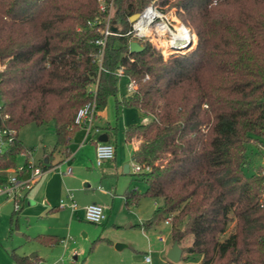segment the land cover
Returning <instances> with one entry per match:
<instances>
[{
  "label": "trees",
  "instance_id": "obj_1",
  "mask_svg": "<svg viewBox=\"0 0 264 264\" xmlns=\"http://www.w3.org/2000/svg\"><path fill=\"white\" fill-rule=\"evenodd\" d=\"M113 2L121 34L109 37L100 69L98 0H0V128L16 131L0 154V186L29 152L20 130L52 124L55 150L70 155L81 130L75 119L90 90L97 86L103 111L117 96L123 68L138 88L122 104L149 117L128 131L129 141H139L133 161L144 168L136 175L147 184L144 195L161 201L141 226L171 218L173 239H191L185 261L264 264V166L245 172L248 146L264 141V0ZM149 4L180 14L194 45L165 56L142 42L145 49L131 53L129 18ZM142 197L129 191L127 206ZM20 212L14 211L16 218ZM30 241L61 240L41 234ZM12 258L29 260L15 252Z\"/></svg>",
  "mask_w": 264,
  "mask_h": 264
},
{
  "label": "rangeland",
  "instance_id": "obj_2",
  "mask_svg": "<svg viewBox=\"0 0 264 264\" xmlns=\"http://www.w3.org/2000/svg\"><path fill=\"white\" fill-rule=\"evenodd\" d=\"M167 12L176 13L174 10ZM195 42L196 37L194 36ZM3 68L4 66L0 63V70ZM118 88L117 99L119 101L128 100L130 93L127 90L125 78L119 80ZM122 110L124 109L120 107V113L117 115L115 97L113 96L104 112L115 124L117 118L123 117ZM142 118H145L141 120L143 122L149 120V117ZM121 132L125 137L126 130ZM18 136L26 150L30 152L29 155L24 153L18 157L20 166L28 162L42 168L41 161L45 156L54 152L57 154L54 151L57 138L52 124L46 126L30 124L20 130ZM83 137L82 132L81 140ZM133 141L138 145L135 138ZM122 147L125 148L128 163L135 164L132 160L134 146L127 145L122 140ZM247 154L251 166L245 169V172L250 174L254 167L264 165V141L261 146L249 145ZM92 167L99 169L96 164H93ZM30 176V171H27L23 178L28 179ZM110 180L114 186H117L116 196L120 199L112 202V197L108 196L106 201L100 202L107 216V220L101 224L88 222L82 210L73 215L69 206L62 208L61 201L64 200L67 203L68 200L67 192L58 196L59 198L55 202V206L60 209L56 213L44 217H41L37 211H28L27 208L30 206L25 200L20 206V209L23 210L19 213L18 221H16L15 204L12 197L0 194V264H21L12 258L13 250L20 255H37L43 264H199L197 259L181 260L179 263L169 261L167 254L174 243L172 228L169 224L162 221L149 229L139 226L152 217L161 203V201L157 203L154 199L144 195L147 191V184L140 176L121 173L119 176L113 175ZM91 185L92 188H96L95 192L98 191L97 187L100 185L108 189L107 184L103 182H93ZM132 188L138 189L143 197L138 206L128 209L122 196ZM68 189L73 191L75 201L80 207L81 202L77 198L76 191L73 188ZM92 191L93 189H90L88 194ZM23 205L24 208H22ZM44 227L48 232H44ZM38 233L54 234L61 239L60 244L46 247L39 243H29L27 236H35ZM162 237L166 239L165 242L160 241ZM67 238H72V240L66 241ZM190 242L191 239L186 238L180 243L181 248L185 249ZM119 244L121 247H118ZM146 257H150L151 262H146Z\"/></svg>",
  "mask_w": 264,
  "mask_h": 264
},
{
  "label": "built area",
  "instance_id": "obj_3",
  "mask_svg": "<svg viewBox=\"0 0 264 264\" xmlns=\"http://www.w3.org/2000/svg\"><path fill=\"white\" fill-rule=\"evenodd\" d=\"M98 10L101 14V19L96 21L98 30L101 36L97 39L96 44L100 47L101 51L98 58L100 69H102L104 49L110 36L120 35L121 29L114 22L115 6L114 2L106 0H98ZM139 18L131 23L130 30L125 34L130 38V42L138 41L149 42L158 48L165 56L172 53H184L186 50H180L177 47H183L189 41L194 43V34L185 22L184 18L174 12H165L154 4H149L139 12ZM117 28L118 31L114 32L113 29ZM119 78H124V70L120 68L117 71ZM127 90L130 94L134 93L138 85L135 80L128 78ZM91 99L79 111L75 119V123L81 127L84 132V137L80 143V147L90 142L92 138L96 140V159L95 163L98 167L102 166L105 162L111 161L115 158V146L109 142H99L97 135L101 133V129L96 125L98 115L97 107V86L90 90ZM16 134L15 130L0 128V154L5 152L9 144L13 141ZM28 155L30 152L27 153ZM264 166V165H263ZM133 174H140L144 168L138 164H131L130 166ZM47 170H59L61 173L71 174L72 168L69 166L62 170V164H56L49 169L44 170L34 165L27 164V167L19 166L17 169L9 170L7 182L0 186V194L12 197L15 204V210H20L22 201H24L27 192L31 189L32 185L40 179ZM30 171L31 176L28 179L22 177ZM264 173V170H263ZM68 200L61 201V207L69 206L75 212L79 205L75 201L74 193L68 191ZM261 203L264 205V193L261 196ZM85 219L94 224H101L106 220L105 209L102 205L92 203L85 207ZM165 223L171 224V218H168ZM72 238H67L70 241ZM160 241L165 242L164 237ZM146 262H151L150 257L145 258Z\"/></svg>",
  "mask_w": 264,
  "mask_h": 264
},
{
  "label": "crops",
  "instance_id": "obj_4",
  "mask_svg": "<svg viewBox=\"0 0 264 264\" xmlns=\"http://www.w3.org/2000/svg\"><path fill=\"white\" fill-rule=\"evenodd\" d=\"M112 97L108 99L107 104L110 102ZM115 107L117 110V115H119L120 113V107L124 109L122 110V112H124L123 117L117 118L115 124H113L111 118L108 115H106L104 110L98 112L97 119H96V125L101 129V133L97 135V139H99V137L102 134H106L108 136L109 138L108 142L113 144L116 149L115 158L111 161L105 162L102 166L99 167L98 170L94 169V167L92 166L93 164H96L95 163L96 140L92 138L90 143L88 142L87 144L80 147V143L83 140V139L81 140V133L83 132V130L81 129L73 137L72 143L70 145V150H71L70 155H67V153L62 150L54 149V151H56L57 154H55V152L53 151L54 153L48 154L41 161V163L46 164L45 160H47V164L50 163L51 166H54L60 163L62 164V170L66 169L67 165H70V167L72 168V173L63 174L59 170H47L43 174V176L32 185L31 189L26 194L24 201L27 200L28 205L30 206L29 208H27L28 211L30 210L37 211L39 212V214H41L40 215L41 217L56 213L58 209L60 208L55 206V202L59 198L58 196H60L61 194H64L65 192L68 193V191H72V190H69L68 188H73L76 191L77 198L81 202V206L75 212L72 211L73 215L77 214L79 210H82L85 214L84 209L86 206L92 203L100 204V202L106 201V197L108 196L112 197V202L114 200L120 199V198H117L116 196L117 186H114L111 183V180H110L111 177H113V175L119 176L121 173L134 175L133 173H131L132 172L131 169L129 170L128 173H125L124 171L126 166L127 165L131 166V164L128 163V159H127L128 157H127L125 148L122 147V140H124V142L127 145L132 144L134 146L133 150H135L138 145L133 140L129 141L128 131L134 125H137L139 123H145L147 121H144V122L141 121L142 119H145V118H142L143 114L136 108L124 106L122 104V100L119 101L117 99V96L115 97ZM122 130H126L125 137L122 135V132H121ZM56 171H58L59 173ZM24 176L25 174L22 175V177ZM93 182H101V183L103 182L107 184L108 189H105L102 185H100L97 187L98 191L95 192L94 189L96 190V188H92V185H91ZM90 189L91 190L93 189V191L90 194H88ZM132 190L138 191V189L132 188L126 191L124 196H122V198L124 199V204L128 209H130L131 207H134V206L129 207L126 204V194ZM138 205H135V206H138ZM22 208H24V205L22 206ZM22 210L23 209H21V211ZM15 220L18 221V217L15 218ZM106 220H107V216H106ZM139 226H141V224ZM44 232H48V230L45 228ZM41 234L53 236L58 241L61 240L58 236L54 234L38 233L35 236L28 235L27 236L28 242L31 244L39 243L46 247H54L60 244V242L56 245H51V244H43L40 242L30 241L31 238H34ZM13 252L17 253L14 250ZM18 255L29 258L26 264H34V263L43 264V261L39 260L41 258L37 257V255H31V256H27L26 254L25 255L18 254Z\"/></svg>",
  "mask_w": 264,
  "mask_h": 264
},
{
  "label": "water",
  "instance_id": "obj_5",
  "mask_svg": "<svg viewBox=\"0 0 264 264\" xmlns=\"http://www.w3.org/2000/svg\"><path fill=\"white\" fill-rule=\"evenodd\" d=\"M139 16H140L139 13H135L134 15H132L129 18L130 23H134L139 18ZM113 31L117 32L118 29L114 28ZM193 45H194L193 41H189L188 44H186L185 46L177 47V48H179L180 50H186V49H190ZM129 49L131 53H139L142 52L145 49V47L143 44H141L138 41H132L129 44ZM108 141L109 138L106 134H102L99 137V142L107 143ZM45 163L47 164V160H45ZM129 170H130V165H127L124 171L125 173H128ZM118 247H121V244H119ZM182 256H183V249L179 244V240L176 239L174 240L172 247L168 251L167 258L169 259V261L173 263H179L182 260Z\"/></svg>",
  "mask_w": 264,
  "mask_h": 264
}]
</instances>
